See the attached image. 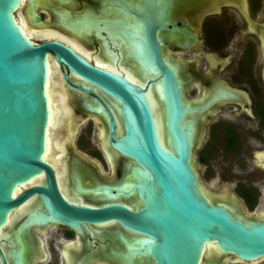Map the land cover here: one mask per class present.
<instances>
[{
    "label": "water",
    "instance_id": "1",
    "mask_svg": "<svg viewBox=\"0 0 264 264\" xmlns=\"http://www.w3.org/2000/svg\"><path fill=\"white\" fill-rule=\"evenodd\" d=\"M143 1L144 5L148 2ZM29 2L32 22L41 23L35 12L36 0ZM20 4L21 0H0V234L8 225L10 214L34 197L38 201L31 210L24 211L27 219L14 233L20 247L19 252L12 253L15 264H26L22 259L29 247L23 237L31 227L47 221L77 231L86 229V225L117 222L137 234L131 243L121 234L130 257L134 254L138 259L150 258L152 264H199L208 243L243 261L264 258V218L240 209L237 202L211 200L195 171L200 115L229 95L218 85L214 97L199 104L186 99L189 77H181L178 62L155 36L156 27L168 24L169 14L160 13L152 5L139 3L133 8L125 0L107 2L109 8L133 16L135 32H124L132 41L127 47L115 36V49L105 46L103 54L125 61L134 58L141 67L136 68L138 76L146 79L141 86L126 78V71L117 73L92 64L72 45L53 39L35 42L27 37L15 16ZM206 4L193 8V13L189 10L191 21H197V13ZM26 9L31 18L27 5ZM83 18L67 27L76 32L90 27L102 30L109 23L90 13ZM121 22L129 29L128 20ZM78 37L87 39L82 32ZM191 41V35H187V44ZM49 58L62 67L61 75L67 85L92 95L87 98L73 93L76 119H64L59 133L76 142L83 116H90L81 107L83 99L88 112L103 116V140L110 152L119 155L116 181L94 177L95 181L88 183L95 184L94 188L81 187L85 165L76 155L72 158L75 171L79 170L73 174L78 192L96 194L91 201L98 205L68 198L76 203L69 201L59 188L49 156H43L49 150ZM68 72L73 75V83ZM150 85H156L161 95L164 145L146 97ZM38 178L42 180L31 184ZM17 188L22 190L14 196ZM78 192L74 187L73 193ZM122 198L130 205L121 202Z\"/></svg>",
    "mask_w": 264,
    "mask_h": 264
},
{
    "label": "flooded vegetation",
    "instance_id": "2",
    "mask_svg": "<svg viewBox=\"0 0 264 264\" xmlns=\"http://www.w3.org/2000/svg\"><path fill=\"white\" fill-rule=\"evenodd\" d=\"M109 1L111 0H67V2H61L59 0H36L37 8L35 12L39 15L41 23L35 24L32 22L31 3L29 2V0H24L23 4L21 5V9H19V16L21 14L24 18H26L29 22V26H31L36 31L54 33L57 35L55 37L31 36L32 40H34V38L43 39L40 41L34 40L35 42H42L45 40L53 39L61 41L69 46L72 45V48H74L75 50L77 49V47H74V45H76L80 48V50L78 48L77 52L92 64L103 67L96 63V60H98L110 66V68H112V71H115L117 73H121L120 71L124 70L126 71V78L129 77V79L131 80L135 78L137 82L140 81V83L138 84L143 85L142 83H145L146 79L145 76H138L136 68L141 67L137 65L134 58H131L130 61L132 62H130L117 58H110L108 56H104L103 54L102 49L105 46H110V48L115 49V47L112 45V40L115 36L118 37V39L121 41V43H123L125 47H127L128 44L132 41L131 39H128L124 36V32H129L131 34L135 32V27L132 26V23L134 22L133 16H125V14H123L118 8H109L107 6V2ZM125 1H127L129 5H132L133 8H136L139 3L143 5L145 4L143 0ZM208 1L209 0H148L147 4L144 6L146 7L147 5H152L153 7H156V9L159 10L160 13L169 14L168 24L165 27L161 26L155 28V36L160 40L161 46L165 49H179L180 53L188 51L191 48H195V54L193 55L194 58L198 57L200 53L198 47H200L202 43L206 42V44H210L211 47H222L226 42H230L235 35L244 38L249 36L251 39L250 41L245 42L239 60L242 61L244 66L243 74H246L245 69L248 70V68L252 67L254 62L257 60L256 52L258 51V60L261 61L262 68L260 66V69L258 70V83H256L259 84L261 90L264 92V0ZM204 3L207 4L203 6V9L200 12L197 13V21H191V15L188 13L189 10H191V12L193 13V8H198ZM26 5L29 7L31 18L26 9ZM103 12L107 14L105 15L103 14ZM88 13L92 14L97 20H108L109 23H105L104 29L102 28V30H99L96 27H90L88 29H81L76 32L67 27V25L71 23L78 21L82 22L84 20L83 17H86ZM122 19L129 21V29L126 26V23L121 22ZM172 23H174V26H172ZM199 30L204 32L205 36L202 39H200ZM193 31H196L195 35ZM79 32L85 34L87 36V39H81L80 37H78ZM187 35H191L192 37L191 44H187ZM164 36L166 38H163ZM81 48L83 49L81 50ZM207 54L211 55L213 59L212 63L208 61V58L206 57ZM207 54L204 55V59L208 67L207 70H212L214 66H217L220 63V61L215 54ZM168 55L171 56L170 54ZM123 56L125 55L123 54ZM49 61H52L55 65L54 80L59 79L60 81H62L63 86L65 85L64 87L67 90L69 100L74 95L73 93H75V95L81 94L83 96H86L87 98L92 97V95L82 94L67 85L64 82L63 78L61 79L62 75L61 77L59 75V68L61 69L62 74V67L56 64L52 58H49ZM177 62L181 67L182 73L183 68L179 61ZM247 62L251 63V65L248 67L246 65ZM68 73L70 75V81L71 83H73V75H71L70 72ZM250 78L256 81L254 76ZM256 83L253 82L252 86L254 93L257 95L258 89L256 87ZM218 85H221L225 88L224 92L227 93L229 97L224 100L215 101L207 110L215 105L224 104H234L238 107H245V100L247 98L244 94L246 92L226 87L219 81H214L208 89V92H205L204 96H200V100L193 103L199 104L214 97L215 88H217ZM149 90L152 92L156 102L158 103L159 110H161L160 101L151 85L148 87L147 91ZM233 92L237 93L239 97H234ZM102 98L105 99L103 96ZM69 100L68 104L71 107L72 119H75L74 109L72 107V104L70 105ZM82 101L83 99L81 100V107L86 113L90 114V119L101 121L105 125L103 116L100 114L88 112L84 108ZM257 105L260 107H264V103L261 102ZM255 106L256 103L254 105V108ZM205 112H203L200 117ZM258 124L261 128H264V120H262L260 117L258 120ZM104 125L100 126V128L98 129L99 141L105 138ZM59 128L61 127L59 126ZM224 129L225 144L230 129V132L233 133L238 142L237 147L231 151L237 150L240 143L238 133L230 124H226ZM99 130H103L102 135L100 134ZM58 131L59 129H57V132L53 136L55 140L65 141V144H67L69 139H67L63 135L57 137ZM102 152L107 162L111 160L112 165H114L113 162L115 161L114 159L116 157V154L114 155V152H110L109 148H107L105 145L103 146ZM64 154L62 155V158L64 161H66L64 159ZM262 155H264V151L256 153L253 158L256 164H258L257 166L260 167V169L264 172V158ZM73 157L74 156L71 157L72 166L71 164H69V161H66V164H68L66 173L67 191L64 196H67V199L69 198L80 202L83 201V203H92L94 205H98V203H96L95 201H91V199H93L96 194L78 192L76 188L77 181L73 177V174L74 172L78 173L79 170L75 171V169L77 170V168H74L75 163L72 161ZM109 163L110 162H108L110 168ZM51 165L55 169L57 177L58 172L61 171L59 164L58 166H56L55 164ZM81 178V187L86 188L88 186H91L92 188H94L96 186L95 184H88L84 180L83 172H81ZM38 179L39 181L41 180V178ZM39 181H37V183ZM74 187L79 194L73 193ZM23 189H27V187H24ZM225 190L228 193V189L225 188ZM237 191L241 195L243 202L247 205H254L264 201V185H240L237 187ZM209 197H211L210 193ZM211 198V200H214V197ZM72 200L69 201L76 203ZM37 201V197H34L25 206L15 210L10 215V218H12L10 219L8 225L3 228L2 233L0 234V264H15V257H13L12 253L19 252L18 249L20 247L19 243L16 241L17 239H15L14 237V233L16 229L23 223V221L27 219L24 211L26 210L27 212V210H31L32 207L37 203ZM120 201L127 204L128 206L130 205L129 202H127L124 198H122V200ZM217 201L237 202L234 198H226ZM263 211L264 209L261 211V213ZM20 212L23 215H19ZM260 214L258 215V217L264 218ZM121 234L130 243L137 236V234L126 230L119 223L114 221L102 224L86 225V229L81 228L79 231L63 224L55 222L51 223L47 221L46 223L40 224L39 226L31 227L27 232L26 237H23V240L28 244L29 250L28 252L26 251L22 260L23 263L26 264H152L150 258L138 259L134 254H132L130 257L126 249V244L121 239ZM1 255H3L5 260L2 259ZM263 262L264 258L253 261H243L239 259L235 254L226 253L214 245L211 248H204L199 264H264Z\"/></svg>",
    "mask_w": 264,
    "mask_h": 264
},
{
    "label": "rangeland",
    "instance_id": "3",
    "mask_svg": "<svg viewBox=\"0 0 264 264\" xmlns=\"http://www.w3.org/2000/svg\"><path fill=\"white\" fill-rule=\"evenodd\" d=\"M19 13L20 10L15 13L17 18ZM199 35L200 39L205 36L201 30H199ZM250 39L249 36L244 38L235 35L230 42H226L222 47H211L206 42L202 43L198 47L200 53L196 58L193 57L195 48L182 53L179 52V49L168 48V54L184 67L182 77H189L186 99H194V102H197L201 99V95L204 96L205 92H208L214 81H219L226 87L246 92L244 94L247 98L245 107H238L234 104L215 105L200 117V130L194 150V161L196 163L195 171L208 195L210 193L214 200L234 198L240 209L258 217L263 210L264 201L247 205L237 191V187L240 185H264V172L257 166L258 164L253 158L256 153L264 151V128L258 124L257 112V104L264 103V92L257 84L258 70L260 66L262 68V64L258 60L259 53L257 51V60L252 67L248 70L245 69L246 74H243L244 66L239 60L245 42ZM34 40L43 39L34 38ZM207 53L215 54L220 61L212 70H207L204 59V55ZM246 65L248 67L251 63L247 62ZM59 75L61 77L60 68ZM252 76L256 81L250 78ZM253 82H257V95L253 91ZM69 103L72 104L76 119L77 102L74 95L70 98ZM90 118L91 116H83L76 142L73 143L69 140L66 144L64 159L71 164V157L74 155L78 157V160L85 165L84 180L87 183H93L94 177L116 181L119 155H116L113 170L110 171L102 152L98 134V129L104 124ZM226 124L232 125L238 133L240 143L237 150L231 151L226 147L224 141ZM59 136L61 134L58 131L57 137ZM203 152L207 154L206 162H202L200 159ZM225 188L228 189V193Z\"/></svg>",
    "mask_w": 264,
    "mask_h": 264
},
{
    "label": "bare ground",
    "instance_id": "4",
    "mask_svg": "<svg viewBox=\"0 0 264 264\" xmlns=\"http://www.w3.org/2000/svg\"><path fill=\"white\" fill-rule=\"evenodd\" d=\"M23 2H24V0H21V4H20V6H19V8L17 10H19L21 8V5L23 4ZM17 20H18L19 25H20L22 31L24 32V34L27 35V37H29L30 39H31V36H38V37L39 36L40 37H51V36H54L55 37V36H57L54 33H45V32L36 31L31 26H29V22L21 14H20L19 18H17ZM74 47H77V49L79 48L76 45H74ZM82 49L83 48H81V50ZM79 50H80V48H79ZM206 57L208 58V61L212 63V60L213 59H212L211 55L207 54ZM96 63L98 65H100V66H103V67H106V68H110V66H108L107 64H104V63H102V62H100L98 60H96ZM54 68H55L54 63L52 61H49L48 95L50 96V101H49V128H48V133H47V142H48L49 150H45V153H44L43 156H49L48 162L50 164H55L56 166H58V164H59V167H60L61 171L58 172V174H57V177L58 178L57 179H58L59 187H60L63 195H65V193L67 191V189H66L67 164H66V161L63 160L62 155L64 154V151H66V146H65L66 144H65V141L55 140V138L53 136L57 132V129H58L59 126L61 128H64V119H72V111H71V107L68 104V100L69 99H68L67 90L64 87L65 85L63 86L62 81H60L59 79L54 80L55 79V77H54V70L55 69ZM127 78L129 79V77H127ZM132 81L137 82V80L135 78ZM137 83H140V81H138ZM142 84L143 85H141V84H139V85H141V86H144L145 85V83H142ZM151 87L156 92L157 97H158V99H159V101L161 103V95L157 91L158 90L157 89V86L156 85H154V86L151 85ZM146 97H147V99H148V101H149V103L151 105L152 111H153V116H154V119H155V123H156V128H157V133H158L159 140L164 145L165 144L166 133H165L164 124H163V108L161 107V104H160L161 110H159V105L156 102V100H155V98H154V96H153V94H152V92L150 90L146 92ZM100 134L101 135L103 134V130L100 131ZM103 141L104 142H102V145L103 146L105 145L107 148H109L107 146V143L105 142V140H103ZM115 154H116V152L114 151V155ZM262 156L264 158V155H262ZM112 169H113V165H112V162L110 160V170H112ZM56 171H58V170H56ZM41 180H42V178H41ZM37 181H39V179L33 181L31 184H33L34 182L37 183ZM20 191H21V188H17L15 190V192H14V196L17 195ZM260 215L262 217H264V211ZM11 218L9 216V221H10ZM9 221H8V223H9ZM213 246L214 245L213 244H210V243H208V244L205 245L206 248H211Z\"/></svg>",
    "mask_w": 264,
    "mask_h": 264
},
{
    "label": "trees",
    "instance_id": "5",
    "mask_svg": "<svg viewBox=\"0 0 264 264\" xmlns=\"http://www.w3.org/2000/svg\"><path fill=\"white\" fill-rule=\"evenodd\" d=\"M257 112H258L259 117L262 120H264V107L257 106ZM237 144H238V142H237L236 137L233 135L232 132H230V129H229L227 139H226V145H227L228 149H230V150L235 149L237 147ZM200 159L202 162H206L207 154L204 152L201 153Z\"/></svg>",
    "mask_w": 264,
    "mask_h": 264
}]
</instances>
